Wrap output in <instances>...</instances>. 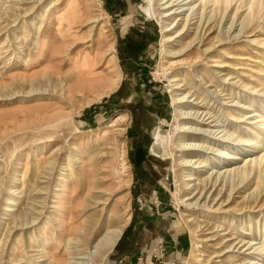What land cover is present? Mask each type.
<instances>
[{
	"label": "rangeland",
	"instance_id": "374dc122",
	"mask_svg": "<svg viewBox=\"0 0 264 264\" xmlns=\"http://www.w3.org/2000/svg\"><path fill=\"white\" fill-rule=\"evenodd\" d=\"M249 4L228 0L216 17L208 8L201 33L208 39L168 60L161 58L170 45L163 48L160 26L144 12L145 0H0V264L86 263L76 258L87 255H66L77 253L74 239L89 225L77 217L72 237L64 231L68 209L81 201H68L67 165L75 160L74 169L95 167L102 188H108V166L117 181L128 177V184L104 197L109 202L94 208L102 218L114 204L130 215L102 264H183L191 246L186 216L200 225L201 255L191 264H264V7L243 25ZM70 6L83 15L66 33L57 18ZM200 15L199 9L185 41L199 35ZM221 30L222 43L214 45ZM100 38L115 56L105 54L96 68L105 76L119 70V86L107 96L63 95L60 80L78 74L85 53L102 54ZM175 75L179 93L199 103L188 106L190 112L209 123L189 127L215 133L182 139L198 149L194 159L186 158L189 169L183 168V180H193L186 194L201 196L179 207L172 197L180 187L173 162L184 157L175 141L165 144L166 137L179 136L168 88ZM249 140L258 148L249 147ZM123 150L127 169L121 166ZM236 154L237 164L231 160ZM241 168L245 176L232 175ZM253 201L256 208L237 211ZM87 214L94 218L92 211ZM93 247L91 242L85 251Z\"/></svg>",
	"mask_w": 264,
	"mask_h": 264
},
{
	"label": "bare ground",
	"instance_id": "6f19581e",
	"mask_svg": "<svg viewBox=\"0 0 264 264\" xmlns=\"http://www.w3.org/2000/svg\"><path fill=\"white\" fill-rule=\"evenodd\" d=\"M148 4L147 7L144 8V12L147 13V15H150L151 18H153L157 24L160 26V35H161V44L164 49H166V45H170L169 49H166L165 51H162V58L161 59H174L177 58V56H180L182 52H184L186 49L190 48L194 43L203 45L204 42L208 39H204V34L201 36L202 30L204 28V25L206 24V18L207 14L206 10L208 8H212L211 12H213L214 17L217 15L215 12H219L221 10L222 5H227L228 0H145ZM251 5L249 4L248 13L245 15V18L243 19V25L245 23V19H248L253 12H255L258 8L264 7V0H249ZM229 4V3H228ZM90 6V5H89ZM92 6V5H91ZM90 6V7H91ZM88 7V6H87ZM187 7V8H184ZM200 9V17L199 19L202 20L204 17L203 23H199L197 28H195V31H197L200 28L199 35H195L196 33H193V38L191 40H187V32L190 30V26H194L196 24L192 23L193 20H195V16L198 15V11ZM87 13V12H86ZM145 13V14H146ZM82 13L75 10V6L65 7V9L58 14V25L61 26L64 24L66 33H70L71 27L74 26L82 17ZM221 18V15H219V18ZM97 19V18H95ZM93 18H89L88 20L90 23H96L97 20ZM211 20V17H209L208 22ZM88 22V21H87ZM98 22V21H97ZM200 24L202 26H200ZM211 25V24H209ZM219 25V24H217ZM200 26V27H199ZM209 28V26L207 27ZM212 28L207 29L208 31H211ZM194 30V28H193ZM222 30L212 39L214 41V45L222 43ZM191 37V36H189ZM238 38V37H235ZM183 41L182 44H180ZM209 41V40H208ZM210 41L209 44L212 42ZM179 43V45H177ZM257 43H259L257 41ZM214 45L208 47L207 49L201 51L200 49L197 51V55H195V58L193 59H199L201 55H203L205 52L210 50ZM98 48L101 49L100 52L101 55H91L88 53H85L82 57V63H78V74L76 76H68L63 80H60V86L61 91H63V95L69 96V97H75L76 94H83L87 95L90 93H95L97 96H107L109 93L114 92L117 87L119 86L121 82V74L119 70L109 72L110 74L100 75L101 72H98V69L96 68V65H100L102 63V60L104 59L103 56L105 54L109 56L110 54L113 56L115 54L114 47H107V41H105L104 38L99 39ZM206 46V45H205ZM208 46V45H207ZM105 47L104 51H102V48ZM178 48H180L178 50ZM177 50V51H176ZM205 55V54H204ZM106 56V57H107ZM115 56V55H114ZM176 56V57H175ZM103 58V59H102ZM187 58L182 61H178V64H182L186 62ZM112 63V60L108 59L107 64ZM115 64V62H114ZM176 64V65H178ZM77 65V63H75ZM185 65V63H184ZM163 67V65H162ZM116 68V67H115ZM54 69V68H53ZM113 70V69H112ZM165 70V69H164ZM103 72V71H102ZM106 73V72H105ZM162 73V72H161ZM103 74V73H102ZM188 75V74H187ZM163 76V74H162ZM189 76V75H188ZM178 80L176 79V75L173 76V78L169 81V93L171 98V105L173 108V121L178 124V128L175 129V131L178 132L179 136L174 138L172 140L171 138L166 137V147L168 143L175 141L177 146V151L181 153L182 159L180 163H178V159H175L173 162L174 170L177 167L180 174L177 176L179 177L178 180L180 182L179 191L172 193L173 200L175 202L176 206H180L182 203L187 202L188 200H192L195 197H200L201 194L199 192L197 195H194V197L191 198V194L187 193V187L189 186L188 182H191L193 180L184 178L183 168L185 170L189 169L190 162L186 160V158H193L196 157V153L198 152V149H196L195 146H192L190 144H186V142H182V139L185 138H193L196 135H205L210 136V138H214L215 133H204L201 132V129L199 131L192 130L189 125H199V126H208L209 123L204 122V120H199L198 117L196 118L195 112H190L191 108H188V106H198L199 103H193V101L185 100L184 94H180L179 91L181 90V85L177 83ZM182 84V83H181ZM183 85V84H182ZM186 86V85H185ZM183 87V86H182ZM183 91V90H182ZM185 93V92H184ZM188 94V93H187ZM186 95V94H185ZM189 95V94H188ZM196 95V94H195ZM193 96V95H191ZM95 97V96H94ZM187 97V96H186ZM98 98V97H96ZM189 98V97H187ZM196 100V99H194ZM235 107V106H234ZM249 107V106H248ZM200 108V107H199ZM238 108V107H235ZM196 109V108H195ZM243 110H250L249 108L243 107ZM189 111V112H187ZM197 114V113H196ZM201 114V113H200ZM229 117L231 118V121H234L235 123H238V117L230 114ZM119 119V118H118ZM117 119V120H118ZM201 119V118H200ZM206 121V120H205ZM196 126V127H197ZM207 132V131H206ZM196 134V135H195ZM234 135V150L237 151V146L240 143V138L236 131L233 132L232 136ZM174 136V135H173ZM164 139V138H163ZM194 139V138H193ZM206 140V138H205ZM204 140V141H205ZM163 141V140H162ZM165 141V140H164ZM192 141V140H191ZM216 141V140H215ZM256 141V140H254ZM249 142V147L252 149H257V143H253L252 141ZM206 143V142H205ZM208 143V142H207ZM211 144V143H210ZM259 146V145H258ZM261 146V145H260ZM203 147V146H202ZM217 151V150H216ZM123 157L121 163L122 168L127 169V165L124 164L125 160V151L122 152ZM210 154V153H209ZM218 154V155H217ZM215 153V157L219 156V153ZM241 155V154H240ZM222 156V155H221ZM76 158L78 156H75ZM74 157V158H75ZM121 159V158H120ZM194 159V158H193ZM233 162L236 164L239 162V156L236 154L234 157L231 158ZM78 160H75L73 163L69 162L67 167L69 168V174L66 175L67 179H69V184L71 185L69 188L68 193V201L69 203L73 202L77 199H81V201L78 203V205L70 207L68 209V216L69 220L66 224V228L64 229L67 237H72V235L75 233V230L73 229V219L74 218H85L87 221L88 227H84V229H80L83 231L82 235L79 239H74L75 245L78 248L76 251L77 253H70V251L67 250L68 256L70 255H87L89 259L86 257H80L76 258V260H83L86 263L85 264H93L92 260H95L94 264H102L107 256L111 254L115 246L117 245L119 239L121 238L124 229L127 227L130 215L126 212V207L123 208V212L120 211L119 208L116 207V204H114L113 209L109 216L107 218L101 217L102 215L95 213L94 208L98 205H105V203L110 200L108 198H105L109 195V192L115 193V191L119 190V185L122 184V182H125L128 184V177L127 179H118V181L115 179L114 174L109 173V169H111L112 166L106 167L108 169V173H104V175L107 177L106 179V185L108 188H102L101 184H96V181L100 182V179H96V171L95 167L92 165H85V167L82 168H76L74 169L73 164L76 163ZM195 161V160H194ZM192 161V162H194ZM177 162V163H176ZM241 162V161H240ZM199 163V162H198ZM203 164V163H202ZM231 166V165H230ZM246 166V165H245ZM248 167V165H247ZM87 168V169H86ZM100 171V170H99ZM113 171V170H112ZM244 171V173L242 172ZM102 172V171H101ZM104 172V170H103ZM102 172V173H103ZM230 172V171H229ZM246 168L244 169H237L236 171L233 170L232 175L239 176L243 173V176H245ZM124 173H126L124 171ZM245 174V175H244ZM102 175V174H101ZM188 176V175H187ZM264 177V173L261 175V177ZM98 177V176H97ZM103 177V175H102ZM244 178V177H243ZM102 179V178H101ZM130 181V179H129ZM102 182V181H101ZM117 182V183H116ZM187 182V183H186ZM99 187H98V186ZM103 186V185H102ZM182 191V192H181ZM202 193V191H200ZM107 193V195H106ZM118 193V192H117ZM112 194V193H111ZM220 195V192L218 193ZM86 197V198H85ZM112 199V197H111ZM198 199L194 201L193 204H189L188 206L193 208L192 206H196ZM103 202V203H102ZM109 202V201H108ZM227 202V200L225 201ZM70 203V205H71ZM255 201L253 202H247L239 206V209L237 211H247L252 210L256 208ZM222 206V203L220 204V207ZM101 207V206H100ZM262 207V206H260ZM92 211L93 213V219L90 218V214L87 213ZM125 213V215H124ZM64 216V214H63ZM67 216V217H68ZM186 216V215H185ZM125 217V219H123ZM90 219V221H88ZM186 222L188 223V226L190 227V240H191V246L187 253V255L183 258V264H191L198 260V254L200 253V240L197 235V229L199 226L194 223V219H191L190 217L186 216ZM83 227V226H81ZM78 230V229H77ZM78 233V232H77ZM95 243V247H93L94 252H87L85 250L88 249L90 246V243ZM71 243V242H70ZM72 245V244H70ZM236 247V246H235ZM201 255V254H199ZM75 264H83V263H75Z\"/></svg>",
	"mask_w": 264,
	"mask_h": 264
},
{
	"label": "crops",
	"instance_id": "0c3cea01",
	"mask_svg": "<svg viewBox=\"0 0 264 264\" xmlns=\"http://www.w3.org/2000/svg\"><path fill=\"white\" fill-rule=\"evenodd\" d=\"M177 240H178V239H177V238H175V241H176V242H177Z\"/></svg>",
	"mask_w": 264,
	"mask_h": 264
}]
</instances>
